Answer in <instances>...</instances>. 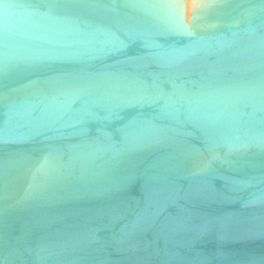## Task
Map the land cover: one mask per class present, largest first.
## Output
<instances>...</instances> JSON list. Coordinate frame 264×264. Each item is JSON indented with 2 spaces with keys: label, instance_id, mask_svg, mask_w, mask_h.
<instances>
[{
  "label": "water",
  "instance_id": "95a60500",
  "mask_svg": "<svg viewBox=\"0 0 264 264\" xmlns=\"http://www.w3.org/2000/svg\"><path fill=\"white\" fill-rule=\"evenodd\" d=\"M0 264H264V0H0Z\"/></svg>",
  "mask_w": 264,
  "mask_h": 264
}]
</instances>
